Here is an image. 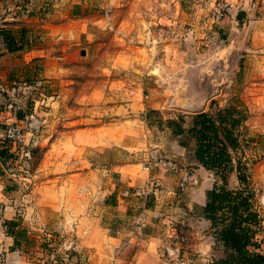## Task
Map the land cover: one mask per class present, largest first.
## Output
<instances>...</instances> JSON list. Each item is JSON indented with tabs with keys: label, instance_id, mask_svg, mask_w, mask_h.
<instances>
[{
	"label": "rangeland",
	"instance_id": "rangeland-1",
	"mask_svg": "<svg viewBox=\"0 0 264 264\" xmlns=\"http://www.w3.org/2000/svg\"><path fill=\"white\" fill-rule=\"evenodd\" d=\"M8 12L18 19L0 28L22 47L12 50L19 62L0 76V121L24 131L23 148L0 156V173L17 200L8 219L16 224L1 225L8 235L23 230L10 251L35 264H122L119 249L140 240L132 233L138 212L144 231L167 226L165 240L187 243L180 196L201 174L190 160L194 138L175 134L168 119L182 115L187 127L193 113L214 111L230 97L248 107L234 154L248 162L256 192L250 208L260 222L249 233L262 228L264 0H0V18ZM77 127L80 133L71 131ZM176 144L190 153L178 155ZM163 159L177 169H166ZM126 162L134 170H163L157 213L148 210L155 184L122 179ZM144 185L145 196L134 192ZM227 185L236 186L234 176ZM192 212L195 219L202 213L198 206ZM206 231L215 239L214 228ZM186 250L174 264L194 256Z\"/></svg>",
	"mask_w": 264,
	"mask_h": 264
},
{
	"label": "trees",
	"instance_id": "trees-1",
	"mask_svg": "<svg viewBox=\"0 0 264 264\" xmlns=\"http://www.w3.org/2000/svg\"><path fill=\"white\" fill-rule=\"evenodd\" d=\"M0 34L8 50L22 47L16 42V36L6 28H0ZM21 114L19 111L15 115L20 117ZM247 117L245 102L238 97H230L225 106L214 111L200 110L193 113L187 127L184 126L182 115L177 120L168 119V125H174L172 131L175 134L187 133L194 138L193 157L220 181L207 190L203 207L204 216L210 219L215 229L216 241L222 242L225 247V256L216 260L215 264H264V251L249 248V245H256L249 233L252 231L250 225L260 221L257 212L250 208L256 192L248 172V162L234 154L241 141L238 126L243 125ZM5 153L7 149L0 147V156ZM233 170L238 185L229 188L228 176ZM221 209L227 210L229 215L224 212L218 216ZM6 223L12 227L16 224L14 220H6ZM22 232L18 228L9 229L14 246L19 244L18 238Z\"/></svg>",
	"mask_w": 264,
	"mask_h": 264
},
{
	"label": "crops",
	"instance_id": "crops-1",
	"mask_svg": "<svg viewBox=\"0 0 264 264\" xmlns=\"http://www.w3.org/2000/svg\"><path fill=\"white\" fill-rule=\"evenodd\" d=\"M18 17L13 13H6L3 17L0 18V22L2 25L6 26H14V21H16ZM24 51L25 57L30 53L29 49H25ZM19 53V50H16V54ZM11 56H15L14 51H9L6 48L5 42L2 37H0V76L5 74L9 68L15 63L19 62L18 58L11 60ZM30 57V56H29ZM17 61V62H15ZM3 85V82L0 84ZM14 119H16L15 116ZM1 118V116H0ZM78 121V119H75ZM73 120L72 122H74ZM81 127H77L76 129H72L71 131H77L80 133ZM192 138V137H191ZM194 142V141H193ZM195 144V143H194ZM193 144V147H194ZM1 147V145H0ZM193 149V148H192ZM175 151L178 155H184L185 153H190V150L187 149V146L183 144H176ZM190 160L194 165L199 167L198 172L200 171V178L197 179V184L191 186L187 189V191L183 192V195L180 196V199L183 201V205L185 207L183 213L186 214L184 216V220L188 219L187 226L189 229L190 239L187 240L183 246L186 245V249L188 252L194 254L191 257L189 253V258L187 257V264H213L214 261L225 256V247L220 241H216L211 237V234L208 233V229L212 228V224L209 218L204 216L203 207L206 203V192L211 189L215 182H220L218 178L215 177L213 172L201 164H199L196 159L191 157ZM135 163L126 162L120 165V176L122 179L127 180V182H131L133 184H146L152 183L155 184L153 189L154 198L152 208L148 209L149 212L153 215V213H157L159 210V205L162 203V195L161 191L162 187H157L162 182V178L165 176L163 170L159 168V166H152L149 169L142 168L134 170ZM233 174V175H232ZM231 176L235 177L236 186L238 185V179L235 171H231L228 176V181ZM214 177V178H213ZM2 173H0V220H8L13 219L16 215V201L12 199V195L14 193H10L11 190L6 186V182L3 179ZM227 181V184H228ZM228 186V185H227ZM235 186V187H236ZM233 187V188H235ZM168 193V198H172L170 191ZM161 195V196H160ZM198 206L201 208L202 213H200L199 217L196 219L193 217L192 207ZM150 215V214H149ZM156 215V214H155ZM150 220L152 221V216L150 215ZM156 220V219H154ZM183 221V220H182ZM150 226L145 228L143 232L146 237L141 238L138 242L137 246H133L131 243H126L122 248L119 249L120 254L118 258L122 264H174L171 260L165 258L163 252V244L166 239L165 232L167 231V226L164 227L163 231H155V233H148ZM153 230V229H151ZM202 234V235H201ZM253 241L256 242V245H249L250 249L263 252L264 251V221L263 226L258 232H254V237H252ZM14 242V238L12 235H8L4 232L2 225H0V250L3 251L4 257L3 260L0 261V264H35L29 262L22 258L17 251H10V247ZM215 242V244H214ZM86 245L87 242H84ZM90 244V243H89ZM215 245V246H214ZM93 252L90 254L91 261L96 260L98 257L97 253L94 252V249H91ZM186 250V252H187ZM187 254V253H186ZM94 264V263H93Z\"/></svg>",
	"mask_w": 264,
	"mask_h": 264
},
{
	"label": "built area",
	"instance_id": "built-area-1",
	"mask_svg": "<svg viewBox=\"0 0 264 264\" xmlns=\"http://www.w3.org/2000/svg\"><path fill=\"white\" fill-rule=\"evenodd\" d=\"M1 120L0 123L2 126H0V142L1 147L6 148L7 152H12L13 149L17 150L18 148L22 149L24 144V131L22 129V126L16 122L13 121H3ZM4 160L5 157H2ZM5 161V160H4ZM160 164L163 165L166 169L175 171L177 169L176 163L173 160L170 159H163L160 161ZM151 164H145L143 165L144 168L149 169ZM180 186L182 189L186 187V182L188 181L185 174H180ZM149 191V188L147 185L136 187L134 189V192L140 195H146ZM133 221V230L132 233L135 237L140 238L143 235L144 227L146 225V220L143 212H138L132 217ZM2 221L0 220V225ZM182 237L175 239V241L168 242L167 240L164 241L163 244V252L164 256L167 259H171L172 262L176 263L180 260H182L181 257V251H182ZM3 257L0 252V261L3 260Z\"/></svg>",
	"mask_w": 264,
	"mask_h": 264
}]
</instances>
